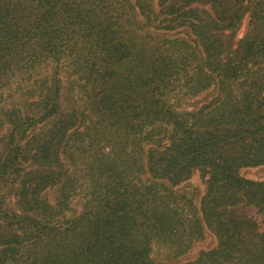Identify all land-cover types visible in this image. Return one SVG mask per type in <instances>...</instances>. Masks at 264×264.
I'll return each mask as SVG.
<instances>
[{
	"label": "trees",
	"instance_id": "obj_1",
	"mask_svg": "<svg viewBox=\"0 0 264 264\" xmlns=\"http://www.w3.org/2000/svg\"><path fill=\"white\" fill-rule=\"evenodd\" d=\"M133 7L0 0V264H264V233L237 212L264 213V182L241 174L264 165V0ZM247 17L251 30L227 52L226 31ZM159 19L195 37L196 48L176 43L174 55L177 68L194 55L199 62L188 94L217 90L197 110L168 101L183 88L167 83L150 39ZM70 66L84 83L62 82ZM96 161L98 186L85 212L70 217L67 193L78 183L85 190L91 175L82 179L79 166ZM195 172L206 185L202 221L219 243L183 262L177 253L200 236V220L190 212L183 221L188 210L161 187ZM57 187L65 194L52 203L45 191ZM156 241L169 249L165 259L153 255Z\"/></svg>",
	"mask_w": 264,
	"mask_h": 264
},
{
	"label": "rangeland",
	"instance_id": "obj_2",
	"mask_svg": "<svg viewBox=\"0 0 264 264\" xmlns=\"http://www.w3.org/2000/svg\"><path fill=\"white\" fill-rule=\"evenodd\" d=\"M122 1L124 2V6L127 11L128 9L133 10L134 0ZM199 9L208 8L207 6H200ZM136 13L138 12H136L135 10L132 15H135ZM137 18L139 19V22H143L142 17H139L137 15ZM143 24H145V21L143 22ZM148 27L150 31V39H152L154 43H157L155 45V47L157 48L156 54L159 55L163 61L162 72L165 74V80L167 81V83H169L171 87L175 85H180L181 88H183V91L180 94L177 93V91L179 90L171 92L168 97L170 105L179 107V109H183L185 111H193L197 110L203 104L212 100L217 94L215 86L208 88L202 92H197L193 94H188L185 91L184 85L187 84V79L191 75L198 73L199 70L197 68L199 62L197 60L196 55L192 57V60L189 57L187 63L185 64H181L180 62L178 68L175 66V62L178 60V55L174 54L178 51L181 52V50L179 49L180 46L176 45V43L185 42L184 49H187V47L196 48V44H194L195 37L191 34V29L185 26L176 27V25L171 24L169 22H165L162 19H159V21L153 20L151 25ZM251 27L252 25L249 23L247 17L237 29L226 31L225 36L227 38V42H229V48L227 52L236 48L239 39L247 35V33L251 30ZM144 33L145 32H143V34ZM52 72L53 70L49 69L47 74L51 75ZM173 73L176 74L174 75ZM81 75H83V72H77L76 66L66 67L61 71L62 82L66 84L68 82L76 84L84 83L85 81L80 79ZM79 93L80 90H77L76 98L80 99L82 97V94ZM158 133L159 136L164 137V134L161 130H159ZM100 166L101 162L98 161H96V164L94 166H79V170L83 172L81 176L82 179H84L83 174L86 175V171H88L91 175L90 178L89 175H87L88 177H85L87 184L85 190L81 191V184L78 183V185L71 192L67 193L66 201L68 203V206L66 211L70 217L85 212L87 202H89L91 198L92 187L98 186L96 185L98 183L97 180H94L93 182H90V180L93 177V174H95L98 169H100ZM84 170L86 171L84 172ZM241 174L248 179L264 182V165L259 167L244 168L241 170ZM95 178H98V176ZM143 179L145 181L146 177H143ZM161 188L163 190H171L174 193L172 197L173 200H171V202L176 203L177 201H179L183 204V207L188 210L187 213H184L185 217H183V221L186 222V220L191 217V212L195 219H197V221L200 220L199 223L202 227L200 230V236L189 244L188 242L185 243L182 247L181 253H177L178 260H181L183 262L194 261L199 258L202 252L215 249L219 243L218 237L211 229L204 225V222L202 221V206L204 202V197L206 195V185L203 182V179L201 178V174L199 172H195L191 175L189 179H187L178 186L171 187V185L166 184L164 187ZM157 191L160 192V195L165 194V192L160 191V189H157ZM63 193L65 194V191L62 190L61 187L53 188L51 190L47 189L45 191V194L48 196L52 203L59 202V200L64 195ZM62 201H64V199H62ZM237 212L243 216L255 220L258 224L259 232L264 233V213H260L257 211V209L248 206L238 209ZM153 249V255L158 260L165 259L170 253L169 249H167L165 247V244H163L161 241L154 242ZM172 257L174 258L175 256L172 255ZM262 263L263 261H261L260 264Z\"/></svg>",
	"mask_w": 264,
	"mask_h": 264
}]
</instances>
